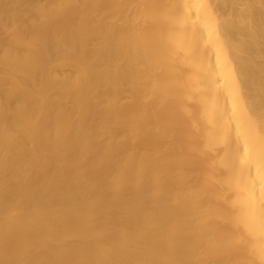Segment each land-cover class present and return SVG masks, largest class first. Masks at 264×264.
Returning a JSON list of instances; mask_svg holds the SVG:
<instances>
[{"label": "bare ground", "instance_id": "1", "mask_svg": "<svg viewBox=\"0 0 264 264\" xmlns=\"http://www.w3.org/2000/svg\"><path fill=\"white\" fill-rule=\"evenodd\" d=\"M0 264H264V0H0Z\"/></svg>", "mask_w": 264, "mask_h": 264}]
</instances>
